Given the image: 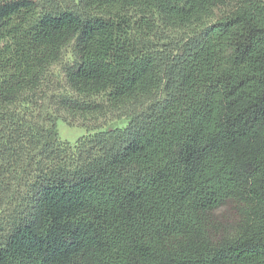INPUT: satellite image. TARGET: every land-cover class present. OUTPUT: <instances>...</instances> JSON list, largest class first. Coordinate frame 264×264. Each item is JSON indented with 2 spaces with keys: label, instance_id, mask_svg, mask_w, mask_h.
<instances>
[{
  "label": "trees",
  "instance_id": "obj_1",
  "mask_svg": "<svg viewBox=\"0 0 264 264\" xmlns=\"http://www.w3.org/2000/svg\"><path fill=\"white\" fill-rule=\"evenodd\" d=\"M0 264H264V0H0Z\"/></svg>",
  "mask_w": 264,
  "mask_h": 264
},
{
  "label": "rangeland",
  "instance_id": "obj_2",
  "mask_svg": "<svg viewBox=\"0 0 264 264\" xmlns=\"http://www.w3.org/2000/svg\"><path fill=\"white\" fill-rule=\"evenodd\" d=\"M57 130H58V135L62 140H67L69 142H74L75 139L83 134L85 131L83 128L79 127L78 125L74 126H68L65 123L61 122L60 120L57 121ZM227 209L222 208L219 212L218 215L221 214L226 215Z\"/></svg>",
  "mask_w": 264,
  "mask_h": 264
}]
</instances>
